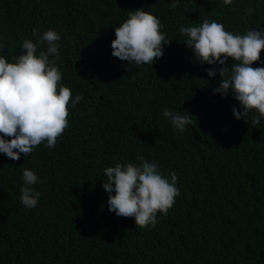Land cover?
Returning <instances> with one entry per match:
<instances>
[{
    "label": "trees",
    "instance_id": "obj_1",
    "mask_svg": "<svg viewBox=\"0 0 264 264\" xmlns=\"http://www.w3.org/2000/svg\"><path fill=\"white\" fill-rule=\"evenodd\" d=\"M171 3L0 0V56L13 63L24 40L37 41L34 28L55 30L60 85L83 96L55 148L17 161L0 153V264H264V120L236 119L233 95L214 94L222 66L196 62L180 32L205 19L233 34L264 31V0ZM141 8L171 43L153 65L129 69L112 55L114 28ZM252 67H264V52ZM165 108L192 123L175 129ZM140 156L178 178L180 195L154 228L109 211L103 188L105 168L139 166ZM24 169L39 177L33 209L20 200Z\"/></svg>",
    "mask_w": 264,
    "mask_h": 264
},
{
    "label": "clouds",
    "instance_id": "obj_2",
    "mask_svg": "<svg viewBox=\"0 0 264 264\" xmlns=\"http://www.w3.org/2000/svg\"><path fill=\"white\" fill-rule=\"evenodd\" d=\"M179 0H172L175 9ZM231 5L232 0H224ZM253 9H247L251 15ZM160 20L143 8L129 12V18L115 27L112 41V55L121 61L129 62L127 67L153 65L163 56L164 45H170L160 31ZM186 37V47L193 51L195 61L201 65L222 66L219 75L222 79L214 94L227 97L231 93L239 102L240 109L233 108L236 119H244L256 127L264 120V67H252L264 52V31L249 30L246 34H233L224 29L223 24L207 19L200 26L180 27ZM36 42L24 40L25 53L16 56L10 63L0 56V153L17 161L21 154L29 156L33 150L46 142L49 149L55 148L58 138L68 128L69 103L74 107L83 96L76 95L68 87L60 85L62 73L57 67L59 58L58 41L60 35L55 30L42 35L33 29ZM46 45V50L44 47ZM38 49H40L38 51ZM233 63L229 67L227 62ZM209 77L217 75L215 69H207ZM163 116L172 126L184 131L192 123L189 115L163 110ZM10 137L11 139H6ZM142 163L116 164L104 169L107 181L103 188L108 193V210L117 216L134 219L136 226L153 228L157 215L167 216L169 209L180 195L176 187L177 176L170 172V180L161 172V165L137 157ZM24 186L20 200L29 209L37 206L40 192L32 185L39 177L29 169L23 171Z\"/></svg>",
    "mask_w": 264,
    "mask_h": 264
}]
</instances>
